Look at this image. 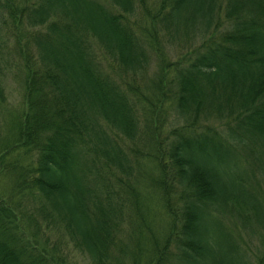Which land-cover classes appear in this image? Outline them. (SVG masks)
Listing matches in <instances>:
<instances>
[{
    "label": "trees",
    "instance_id": "16d2710c",
    "mask_svg": "<svg viewBox=\"0 0 264 264\" xmlns=\"http://www.w3.org/2000/svg\"><path fill=\"white\" fill-rule=\"evenodd\" d=\"M106 1L115 10L101 0H0L16 49L24 39L31 52L22 54L25 111L7 148L34 158L28 178L11 165L15 187L38 195L37 211L89 264H124L123 201L112 200L105 175L115 169L129 187L131 159L117 140L139 138L168 227L142 245V262L137 246L130 264H264V193L254 187L264 186V0ZM159 32L206 36L151 86L143 82L144 93L135 79L144 78ZM103 57L112 68L101 67ZM164 110L174 125L161 135L151 118ZM15 223L1 198L0 264H52ZM137 224L138 235L148 229L143 217Z\"/></svg>",
    "mask_w": 264,
    "mask_h": 264
},
{
    "label": "rangeland",
    "instance_id": "374dc122",
    "mask_svg": "<svg viewBox=\"0 0 264 264\" xmlns=\"http://www.w3.org/2000/svg\"><path fill=\"white\" fill-rule=\"evenodd\" d=\"M12 1L17 0H10ZM104 4L109 3L106 0H101ZM109 9L115 10L109 4ZM141 16V17H140ZM7 18L6 13L0 14V84L2 87L4 102L0 108V199H4L10 205L11 210L19 227L24 228L25 239L35 245V248L50 259L52 264H89L87 256L73 247L65 233L49 223V221L37 211L39 202L38 195L28 197L22 195L19 187H15V182L18 180L16 172H9L11 165L23 171L28 178L29 172L25 173L26 168H30L34 156L26 154L22 147L14 149L7 148L11 144L16 143L13 136H16L15 120L21 118L25 111V88L24 79L26 71L23 67L22 54L31 53L25 49V40H20L22 49H16V40L7 30V26L2 23V18ZM137 23L142 26L147 24V20L142 14L135 16ZM11 23V20L9 24ZM142 30V28H140ZM151 28L145 30V34L150 37ZM20 34V33H19ZM205 34L199 33L186 34L176 36L173 34H163L159 32L157 38L151 39L152 59L149 67L142 79H135L137 87L144 93H148V89L143 88V82L152 85L153 81L159 76L160 71L166 74L170 69V63L180 61L187 56L194 48L199 49L202 45V40ZM23 37V36H21ZM98 48V45H95ZM100 56V55H99ZM102 57V56H101ZM101 67L112 68L110 61L103 57ZM164 76V75H163ZM162 76V77H163ZM157 90H155L156 94ZM174 113L172 111H159L158 116L152 117L153 126L160 125L163 129L161 135H165L174 124ZM175 124H182V120L175 119ZM128 158L131 159L132 172L134 179L128 181L129 187H124V177L117 170L113 169V173L105 175L109 179L107 184L114 195L112 200L120 196L123 201L122 219L119 223L118 243H121L124 252L121 254L125 260L124 264H130L131 255H135L137 246L142 247L140 262L146 257L148 247H144L152 241L154 237L162 240L167 231V218L160 204L159 193L149 184V179L155 175V170L148 159L142 154L148 152V147L142 139H136L134 142L127 140H117ZM139 150L140 152H137ZM32 156V157H31ZM249 170V165L246 166ZM121 176V177H119ZM256 177L258 178L257 174ZM92 176L89 183H92ZM254 183H252L253 185ZM95 184H92L94 187ZM96 186V185H95ZM256 193L262 197L264 186L261 188L254 186ZM134 191L136 197L132 194ZM141 217L146 221L148 229H143L137 234V220ZM16 224V223H15ZM224 224L230 230H234L235 226L230 220H225ZM16 224V226L18 227ZM18 227V229H19ZM138 235V236H137ZM149 241V243L147 242ZM117 243V242H116ZM19 245V244H18ZM32 245V244H31ZM144 245V246H142ZM256 241L247 245L248 256L252 257L255 254ZM17 246V245H16ZM117 247V246H116ZM120 256L118 250L115 249L114 255ZM115 264V263H113Z\"/></svg>",
    "mask_w": 264,
    "mask_h": 264
}]
</instances>
